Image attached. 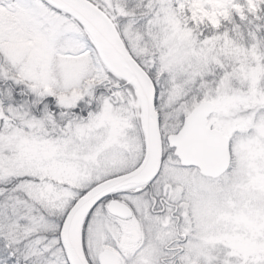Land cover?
<instances>
[{
    "label": "snow or ice",
    "instance_id": "snow-or-ice-1",
    "mask_svg": "<svg viewBox=\"0 0 264 264\" xmlns=\"http://www.w3.org/2000/svg\"><path fill=\"white\" fill-rule=\"evenodd\" d=\"M0 264H264V0H0Z\"/></svg>",
    "mask_w": 264,
    "mask_h": 264
}]
</instances>
